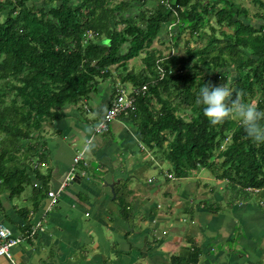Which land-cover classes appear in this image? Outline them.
<instances>
[{"label":"trees","instance_id":"trees-1","mask_svg":"<svg viewBox=\"0 0 264 264\" xmlns=\"http://www.w3.org/2000/svg\"><path fill=\"white\" fill-rule=\"evenodd\" d=\"M113 1L0 0V188L20 193L29 171L38 173L30 160L46 157L29 144L30 155L18 160L26 152L23 141L37 142L63 107L89 97L118 66L126 74L115 95L117 85L146 87L128 114L141 120V139L163 153L172 174L207 168L231 188L233 204L256 192L247 188L264 192V143L253 142L235 117L212 125L195 102L203 84L223 83L234 72L233 95L264 108V0H253L259 7L253 20L248 8L229 0ZM212 19L233 33L217 31ZM168 26L178 29L170 34L174 54L186 29L191 38L206 37L205 45L162 56L150 46L164 42L160 32ZM142 53V70L127 71L128 61ZM42 181L46 188L47 177ZM198 256L187 251L173 261L196 264Z\"/></svg>","mask_w":264,"mask_h":264},{"label":"crops","instance_id":"crops-1","mask_svg":"<svg viewBox=\"0 0 264 264\" xmlns=\"http://www.w3.org/2000/svg\"><path fill=\"white\" fill-rule=\"evenodd\" d=\"M129 61L127 71L142 70L143 63L138 69ZM111 70L113 74L100 80L89 97L67 104L56 120L45 124L38 137L40 144L39 139L32 140L46 157L38 159L37 166L31 164L38 173L29 171L31 180L22 184L20 193L13 195L12 190L0 188V224L16 236H27L11 248L10 256H0V264H175V250L183 247L198 253L196 264H253L258 259L264 264V227L260 229L264 210L251 205L250 198L234 204L228 200L230 206L218 212L210 200L197 197L198 190L188 201L187 194L194 192L190 185L180 193L182 186L171 184L179 178L163 173L173 180L167 182L157 177L163 163H169L157 157L155 145L141 139L142 122L133 114L115 118L106 132L93 133L115 96V83L126 74L123 67ZM125 87L128 91L134 88L131 83ZM82 151L86 165H75L74 158ZM79 165L81 172L76 171ZM43 176L48 179L46 188ZM128 182H136L139 190L128 188ZM27 184L32 186L31 193L25 192ZM48 192L57 196L50 208ZM14 198L23 201V210L12 202ZM164 198L170 201L162 211ZM187 202L193 203L196 213L192 211L195 219L183 237L185 218L177 214ZM239 223L247 230L237 243L240 248L235 253L219 248L212 256L211 243H236L233 230Z\"/></svg>","mask_w":264,"mask_h":264},{"label":"rangeland","instance_id":"rangeland-1","mask_svg":"<svg viewBox=\"0 0 264 264\" xmlns=\"http://www.w3.org/2000/svg\"><path fill=\"white\" fill-rule=\"evenodd\" d=\"M37 1H39V3H41V0H37ZM119 1H121V0H114L112 2V5L115 4V3H118ZM229 1H231L233 4H238L239 6L244 7L246 9L248 8L250 10V18H251V20L254 19L253 18V14L259 11L258 5H256L253 2V0H229ZM149 3H148V5H149ZM221 5L222 4H218L217 6L220 7ZM2 19H3V16H0V20H2ZM212 22L214 23L215 29L217 31L224 30V31L227 32V34L229 36L233 33V29H234L233 27L230 28L227 25L218 26L214 22V19H212ZM118 28H122V25H118ZM206 30H207L208 33L211 32V30L209 29L208 26L206 27ZM176 32H178L177 27L170 28L168 26L167 29H166V31H164L162 29L161 32H160V37L162 39H165L164 42H161L159 39H156L152 43V45L150 46V48L152 50L153 49L159 50L161 52L162 56H164L166 58H168L169 55H173L174 54L173 53L174 51H173L172 47H170V43L172 41L174 42V40L172 39V41L170 42V39H171L170 38L171 37L170 34L171 33L175 34ZM217 35L220 36V34H217ZM181 38H182V41H181V43L178 46V50H175L176 54H174V55H185L186 49L188 47H190V49H195V48H198V47H202V46L205 45V40H206V37H203L202 39H197V40L195 38H191L189 36V29H186L184 31V33L181 34ZM221 38H223V36ZM142 55H143V53L139 57H137V58L130 59V61H129L130 66H136L139 69L142 66ZM135 70H137V69L135 68ZM235 78H236L235 77V73L233 72L231 75L225 76L224 77V80H223V82H226L227 84L230 85L229 87L233 90V92H234V85H231V84H233V81H234ZM177 102H178V99H174L172 101V105L175 106L177 104ZM251 103L255 104L256 103V99H253L251 101ZM185 118H186V120H189L190 119V116L187 115ZM38 143L39 144L41 143L40 139H39V142ZM29 144H34V141H26L24 143V145H25V148L24 149H26V152L22 156L19 155L20 156V159H18V160H22L24 158V155L26 156V153H28L27 156L30 155ZM156 155L161 160L164 159V157H165L162 152H156ZM89 156H90V154H89ZM89 156H87V158H89ZM34 159L33 160H30V161L31 162L33 161L32 162L33 166H37L38 165V158L35 157ZM168 166H170V165L167 164V163H163V165L161 166V169L163 170V172L162 171L158 172L157 173V177L160 180H163V181L173 182V180L168 179V178H165L163 176V173H165L166 171H168V169H169ZM41 169H43V167H41ZM76 171L77 172H81L82 171V168H81L80 165L77 166ZM43 172L46 173V171H44V170H43ZM220 174H221V171H218L217 175H220ZM175 181H176V184H174V183H171V184L173 185V187H176V188H178L179 186H182V188L180 190V193H184L185 190H186V188L189 185H190L189 186L190 190L191 191L194 190L193 194H191L190 191H189L190 193L187 194L186 199H188V201L191 200V199H194L196 193L198 192L199 195H197V197L198 196L199 197L200 196H203V198L205 197L207 200H210V202H208L209 205H213L214 207H218V208H226V207L228 208V206H230L229 205V202L232 199V194H233L231 188L228 187V184L224 183L222 179H219L216 175H214V173L211 170H209L207 168L201 169L199 171L192 170V171H190V174L186 178L185 177H182V178H179L178 180H175ZM197 186H199L198 189H197ZM127 187L128 188H133L135 191H138L139 190V187L136 184V182H128ZM196 190H198V191L196 192ZM253 190L254 191H258V189L247 188V191H249V192H252ZM144 191L146 192V190H144ZM25 192L31 193L32 192V186L29 185V184H27L26 185ZM252 195L253 196L250 198L252 200L251 201V205H253V206L257 207V208H260L261 210H264V205L258 207L259 202L262 201L264 203V192L254 193ZM139 198H141V195L139 196ZM218 198L219 199H222L221 200L222 202H218L217 200H215V199H218ZM14 199L15 200H13L12 202L13 203H17L18 206L20 207V210H23L24 209V205H25V204H23V201L22 200L20 201L19 199H16V198H14ZM228 200H229V202H228ZM169 201L170 200L164 198V201L161 203L162 204L161 205L162 211L167 210L164 207H166L167 205H169ZM192 205H193V203H191V202H187L185 205L183 204V207L181 209H183V208L184 209L180 213L177 214L179 217H184L185 218V219L182 220V221H185L186 222L184 224L185 225V229H183L180 232V234L183 237H184L185 231L186 230L187 231L189 230V227L188 226H190V224L192 225V222H193L192 219H195V218H193L194 215L192 213L193 212L196 213V210H195V207H193ZM175 210H176V208H174V211ZM204 210L208 212V210H206V209H204ZM161 225H162V223L160 224V226ZM149 227L151 229L153 228L151 222H149ZM263 227H264V223H262L260 225V229H262ZM233 231H235L236 243L229 244V242H227V240L225 242H220L219 241L217 243H215V242L211 243L210 244V250H209V252H210V254L212 256H214L215 254L218 253L219 248H223V250H222L223 253H228L225 248H227V249H229V251H231L229 253H235V251H237L240 248V246H238L237 243H239L240 240L243 237H246L247 230L245 229V226L242 223L241 224L239 223L237 225V227L235 228V230H233ZM192 235H191V237H192V241H193V239L195 238V236L194 235L192 236ZM192 241H191L190 244H192ZM186 252H187V248H185V247L179 248L178 250H175V253H176V255L178 257L185 256L186 255ZM202 257H203V255H202ZM258 260L257 261H254L252 263L253 264H259Z\"/></svg>","mask_w":264,"mask_h":264},{"label":"clouds","instance_id":"clouds-1","mask_svg":"<svg viewBox=\"0 0 264 264\" xmlns=\"http://www.w3.org/2000/svg\"><path fill=\"white\" fill-rule=\"evenodd\" d=\"M195 102L202 106L203 114L212 125H216L226 118L235 117L253 142L264 143V108L242 101L239 95L234 96L233 90L226 82L203 84L197 93ZM83 162H85L84 159L75 165L85 166ZM164 175L168 178L175 176L167 171Z\"/></svg>","mask_w":264,"mask_h":264},{"label":"built area","instance_id":"built-area-1","mask_svg":"<svg viewBox=\"0 0 264 264\" xmlns=\"http://www.w3.org/2000/svg\"><path fill=\"white\" fill-rule=\"evenodd\" d=\"M166 3L164 1H161ZM92 37V35H89ZM161 71V69H160ZM164 72H160L161 78H163ZM117 91L114 98L111 100V103L103 115L102 119L97 122L95 126H93V133H102L109 130L110 124L115 120V118L119 117L121 114H128L129 111H133L135 109V97L134 95H139L140 93H145L146 87L143 86L141 88H132L128 91V88L125 86L117 85ZM90 142V140H89ZM88 142V143H89ZM84 151L79 152L74 158V164L79 163L83 160ZM86 165L85 162H83ZM170 176V175H169ZM66 185V181L63 182L62 187ZM50 198L49 208L56 202L57 196L54 192H48ZM36 228L43 229L39 225H36ZM36 230H33V233ZM27 236H16L11 228L4 224H0V256H10V250L14 246L20 244L25 241Z\"/></svg>","mask_w":264,"mask_h":264}]
</instances>
